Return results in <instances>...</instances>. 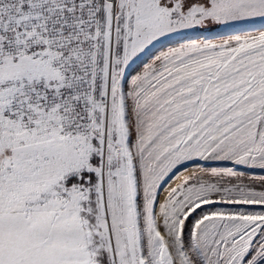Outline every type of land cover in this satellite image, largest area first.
<instances>
[{"label":"snow or ice","instance_id":"snow-or-ice-1","mask_svg":"<svg viewBox=\"0 0 264 264\" xmlns=\"http://www.w3.org/2000/svg\"><path fill=\"white\" fill-rule=\"evenodd\" d=\"M0 264H264V0H0Z\"/></svg>","mask_w":264,"mask_h":264},{"label":"rangeland","instance_id":"rangeland-1","mask_svg":"<svg viewBox=\"0 0 264 264\" xmlns=\"http://www.w3.org/2000/svg\"><path fill=\"white\" fill-rule=\"evenodd\" d=\"M257 26H259V25H257ZM259 170H257V172H258Z\"/></svg>","mask_w":264,"mask_h":264}]
</instances>
